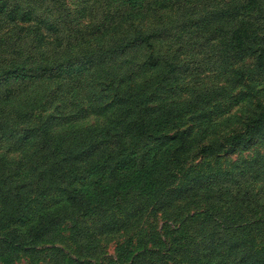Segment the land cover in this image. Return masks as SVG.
<instances>
[{
    "label": "rangeland",
    "instance_id": "obj_1",
    "mask_svg": "<svg viewBox=\"0 0 264 264\" xmlns=\"http://www.w3.org/2000/svg\"><path fill=\"white\" fill-rule=\"evenodd\" d=\"M262 117L264 0H0V264H264Z\"/></svg>",
    "mask_w": 264,
    "mask_h": 264
},
{
    "label": "trees",
    "instance_id": "obj_2",
    "mask_svg": "<svg viewBox=\"0 0 264 264\" xmlns=\"http://www.w3.org/2000/svg\"><path fill=\"white\" fill-rule=\"evenodd\" d=\"M3 7V6H2ZM9 13H13V11H9ZM12 16L15 18V15L12 14ZM136 42L139 43H146L148 46H152L153 44L151 43V36L150 35H139L135 38ZM264 120V117H262Z\"/></svg>",
    "mask_w": 264,
    "mask_h": 264
}]
</instances>
